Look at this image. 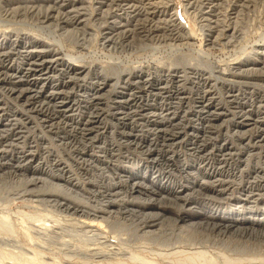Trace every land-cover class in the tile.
Returning a JSON list of instances; mask_svg holds the SVG:
<instances>
[{"label":"rangeland","instance_id":"obj_1","mask_svg":"<svg viewBox=\"0 0 264 264\" xmlns=\"http://www.w3.org/2000/svg\"><path fill=\"white\" fill-rule=\"evenodd\" d=\"M0 21V216L100 227L127 264L264 258V0H0Z\"/></svg>","mask_w":264,"mask_h":264},{"label":"bare ground","instance_id":"obj_2","mask_svg":"<svg viewBox=\"0 0 264 264\" xmlns=\"http://www.w3.org/2000/svg\"><path fill=\"white\" fill-rule=\"evenodd\" d=\"M185 5H186V3H185ZM185 8H186V6H185ZM194 8H196V7H194ZM174 21L178 25H183V19L174 17ZM0 22H2V21H0ZM8 23H10V22H8ZM0 25L2 26L1 23H0ZM181 29H183V28H181ZM183 30H185V29H183ZM183 33H184V31H183ZM185 35L189 39H192V37L194 36L193 32L190 30L189 31L185 30ZM45 42H47V41H45ZM56 42H58L60 44V48L63 50L64 47L62 46V44L58 40ZM40 44L44 45V43H40ZM52 45H53V43H52ZM5 46L6 45H4V43H1L0 44V51H2L5 48ZM259 46H261L263 48L262 45L259 44ZM199 52H200V54H202V53L206 54L202 49H199ZM206 55H208V54H206ZM23 58H25V57H23ZM73 58L74 57L69 56L67 61H65V60L62 61L65 73L67 72V73L76 74L82 70L81 66L73 63V61H75V59H76L75 58L73 60ZM26 59H27V57H26ZM42 60H43V58H42ZM242 62H244V61H242ZM245 62L247 63V61H245ZM240 66H241V63H240ZM64 206H66V205H64ZM71 207H73V206H71ZM71 207H70V209H71ZM20 212L18 211L15 213H20ZM6 213L7 214L4 213V215L2 213L1 214L2 216H0V264H127V262L125 261V257H124V256H126L125 252L123 251L124 249L114 246L117 244L115 242V240L119 241L120 238H116L115 236H112V235H111L112 238L109 237L108 233H105L104 230L102 231L100 229V227H97V230L100 232V235H104V236L95 235V233H94V235H92V236H88V234H87V236H85L83 238L82 237H68V238L62 237L60 240L58 239L57 241H53L51 239L45 238L44 236L37 235V233H39V231L37 233H35L32 230V228H34V227H32V228L30 227L32 224L28 223V225H30L29 227L24 225V223H27L26 222L27 220L31 219V220L36 221V216L31 215V213L28 214L27 212H25L27 214H23V215H26V216H24L21 219L19 218L20 219L19 222L12 220L13 214H11L12 213L11 210H10V212L7 211ZM15 213H14V215H15ZM213 214H218V210H214ZM94 216L96 217V215H94ZM42 219H44V218H42ZM234 219L235 218H232L231 220H234ZM235 220L237 221V218ZM45 221H47V220H45ZM87 221L84 220V222H87ZM91 221H92V218H91ZM39 222H40V220L37 221L36 223H39ZM42 222L44 224V221H42ZM40 224H42V223H40ZM94 224H96V223H94ZM207 224H209V223H207ZM211 224H213L214 226H223V224H221V223H211ZM82 225H84V224H82ZM248 225L249 224L247 223V221L241 220L240 222H227V223H225V226H223V227H225V228H237V230L246 231V230H249ZM83 228H85V227H83ZM36 230H38V229H36ZM105 230H106V228H105ZM82 232H84V231H82ZM65 233H67V232H65ZM96 233H98V232H96ZM22 235H23V237H22ZM123 239L121 241L126 240V239H124V240ZM122 243H125V242H122ZM203 248L204 247H196L195 249L189 251V252H193V254L196 256L195 258L188 259V258H190V257H188L186 260H183V261L174 260L172 263L171 262L170 263L171 264H178V262H181V264H221L220 260L224 259L225 261L231 262L232 264L233 263H235V264H260V262L262 264H264V258H260V256H257V257L247 256V257H238V258L231 259L229 256H227L225 254H221L222 256H216V255H210V254L208 255L207 251L203 250ZM133 253H135V252H133ZM179 253H182V254L186 253L187 254L188 252L181 251V250L177 249L173 252L172 251L171 252H165V251L163 252L162 251L161 255L163 256L164 254H166L169 256V255H175V254H179ZM166 255H165V257H166ZM128 256H126V259L128 258ZM131 257L134 260L145 261V260H143V258H141L139 255H136V254H131ZM132 259H130V260H132ZM154 264H156V262Z\"/></svg>","mask_w":264,"mask_h":264}]
</instances>
